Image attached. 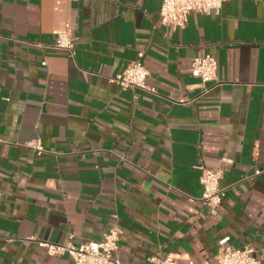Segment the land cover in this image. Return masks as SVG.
<instances>
[{
    "label": "crops",
    "instance_id": "obj_1",
    "mask_svg": "<svg viewBox=\"0 0 264 264\" xmlns=\"http://www.w3.org/2000/svg\"><path fill=\"white\" fill-rule=\"evenodd\" d=\"M162 3L0 0V264H75L35 239L98 241L112 225L123 264H214L246 244L264 264V0L177 29ZM141 54L155 92L114 81ZM204 54L213 82L191 72ZM200 166L222 170L216 213Z\"/></svg>",
    "mask_w": 264,
    "mask_h": 264
},
{
    "label": "built area",
    "instance_id": "obj_2",
    "mask_svg": "<svg viewBox=\"0 0 264 264\" xmlns=\"http://www.w3.org/2000/svg\"><path fill=\"white\" fill-rule=\"evenodd\" d=\"M226 0H163L161 15L164 25L174 29L186 25L189 15L192 12L211 13L220 12ZM57 49L75 55V38L68 32H60L53 45ZM140 57L129 64L124 70L114 77V81L123 89L139 88L155 92L147 80L150 75L149 69L142 62ZM218 64L216 58L211 54H204L194 58L191 65V72L194 76L200 77L203 82H213L217 79ZM38 154L45 152L40 139L31 145ZM200 182L203 186L202 201L216 213L222 205L227 190L220 186L222 170L207 169L200 166ZM260 173V172H257ZM70 236L63 243H53L45 240L35 239L42 247H45L50 256L69 255L75 264H123L115 257L119 247L120 228L112 225L106 230L104 236L98 241L77 243ZM255 249L252 245L246 244L243 247H228L215 258L214 264H261L254 255ZM154 264H177L172 257L156 255L151 258Z\"/></svg>",
    "mask_w": 264,
    "mask_h": 264
}]
</instances>
